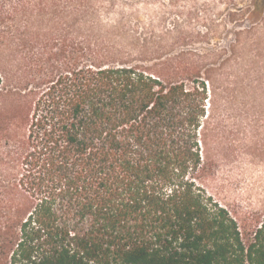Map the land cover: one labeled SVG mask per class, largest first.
Listing matches in <instances>:
<instances>
[{
  "label": "trees",
  "instance_id": "obj_1",
  "mask_svg": "<svg viewBox=\"0 0 264 264\" xmlns=\"http://www.w3.org/2000/svg\"><path fill=\"white\" fill-rule=\"evenodd\" d=\"M150 3L0 0V264H264V213L208 188L226 115L259 109L231 60L264 0L213 50Z\"/></svg>",
  "mask_w": 264,
  "mask_h": 264
},
{
  "label": "rangeland",
  "instance_id": "obj_2",
  "mask_svg": "<svg viewBox=\"0 0 264 264\" xmlns=\"http://www.w3.org/2000/svg\"><path fill=\"white\" fill-rule=\"evenodd\" d=\"M149 1L144 12L148 21L176 25L184 33H208V37L194 41L203 50L226 45L235 30L252 24L249 13L242 16V8L250 0ZM254 24L253 31L243 35L245 54L231 62L258 65L259 109L257 113L226 115L230 120L226 132L235 138L229 145L233 151L212 143V174L208 177L210 192L241 218L264 213V12ZM211 59L216 58L212 55L204 60ZM256 116L261 121L254 125L251 121Z\"/></svg>",
  "mask_w": 264,
  "mask_h": 264
}]
</instances>
